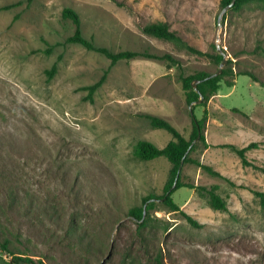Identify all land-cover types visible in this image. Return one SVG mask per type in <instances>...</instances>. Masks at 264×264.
<instances>
[{
  "label": "rangeland",
  "instance_id": "rangeland-1",
  "mask_svg": "<svg viewBox=\"0 0 264 264\" xmlns=\"http://www.w3.org/2000/svg\"><path fill=\"white\" fill-rule=\"evenodd\" d=\"M117 1L124 6L0 0V264L14 256L33 264H264V209L254 194L264 192V4L230 9L218 24L221 0ZM64 8L78 14L82 35L97 46L160 58L118 62L89 95L85 87L110 62L64 42L74 29L61 18ZM153 22L198 53L144 33ZM222 59L220 90L187 104L181 77L214 74ZM191 113L206 118V145L196 142L190 158L220 176L189 162L180 181L217 186L226 210L182 187L172 211L160 199L168 161L132 156L140 140L161 149L172 139L143 114L189 139ZM226 145L247 148L250 165ZM149 195L153 208L138 227L127 212Z\"/></svg>",
  "mask_w": 264,
  "mask_h": 264
},
{
  "label": "trees",
  "instance_id": "trees-1",
  "mask_svg": "<svg viewBox=\"0 0 264 264\" xmlns=\"http://www.w3.org/2000/svg\"><path fill=\"white\" fill-rule=\"evenodd\" d=\"M33 0H25L26 4H30ZM117 6H124L122 3H119L117 0H111ZM231 0H221L220 6L221 8L226 7L229 5ZM252 2H259L264 4V0H236L235 4L231 9L239 10L242 6L252 3ZM22 4L21 1L10 4L7 6L2 7L1 9L7 10L17 5ZM61 18L63 20H68L72 23L74 29L73 33L65 39L66 44H76L83 47L87 51L98 53L104 56L106 59L109 60V67L107 70L104 71L101 78L91 86L85 87L89 91V95H91L94 91H96L105 81L106 76L109 72V69L116 65L118 62H128L134 60L136 58L141 57H148V58H157L151 56L147 53H140L135 51H119L113 52L110 49L97 46L92 38H85L81 32V22L79 19L78 14L71 8H64L61 12ZM142 31L148 35L161 38L176 44H179L183 47H186L188 50L198 53L191 47H188L186 43L177 35L176 32L170 30L169 26L165 23L161 22H153L146 24ZM170 60L168 56H166ZM217 60H219L217 58ZM56 71V65L54 64L50 71H48L49 76L52 75ZM225 75V71L222 74L214 75V74H205V73H198L193 76H186L181 77V84L183 91L185 92L186 102L189 105L197 103L200 97H202L203 103L207 101L211 96L215 95L221 87L222 78ZM242 75H248L247 73H242ZM250 76V75H248ZM251 77V76H250ZM196 83V86L193 87V84ZM227 86H231L228 83ZM143 118H145L150 127L158 130H164L168 132L172 139L163 147L157 148L150 142L140 140L136 142L132 149V156L139 161L142 162H149L154 159L163 157L165 158L168 163L170 164L169 169V178L164 186V193L160 197L161 200L165 202V204L172 210L178 211L179 207L174 203L172 199V194L179 188L185 187L189 189H196L198 192H202L204 196L208 200V204L212 209L215 210H226V203L225 201L217 194V186L207 187H195L189 184H183L180 181V172L181 167L183 164L186 163H193L200 167L203 170L210 172L212 175L220 176L218 172L213 171L211 168L201 165L199 162L195 161L194 159L190 158V154L195 150L196 142H201L206 145L205 143V126H206V118L203 116L200 119H197L195 115L191 114V123H192V131L189 136V139L184 138L167 120L150 115V114H143ZM227 148L231 149L241 160L243 166L250 165L247 158H246V151L247 148H236L233 145H226ZM261 173L264 175V165L260 168ZM177 178V179H176ZM176 180L174 188H172L174 181ZM255 196H257L260 200L261 206L264 209V192H254ZM145 206V208H144ZM153 208V199L152 196H147L142 199V207H134L131 208L127 214L130 218L137 222V226L141 227L145 225V219L143 215V211H148ZM187 222L194 227H199L200 225L193 220L191 217L184 215ZM5 243L2 244V248L7 250L5 244L8 243L7 240L4 241ZM28 263L33 264V261L29 258H21L14 256V263L13 264H22Z\"/></svg>",
  "mask_w": 264,
  "mask_h": 264
},
{
  "label": "water",
  "instance_id": "water-1",
  "mask_svg": "<svg viewBox=\"0 0 264 264\" xmlns=\"http://www.w3.org/2000/svg\"><path fill=\"white\" fill-rule=\"evenodd\" d=\"M235 1H236V0H231V2L229 3V5H227L226 7H224V8L222 9L220 15L218 16V24L220 23V20H221V18L223 17V15H224L228 10H230V9L233 7V5L235 4ZM217 49H218L217 51L219 52V51H220V50H219L220 48L217 47ZM225 64H226V60H225V59H222V61H221V63H220V67H219L218 71H217L216 73H214V75H219V74L221 73V71H222V67H223ZM195 86H196V83L193 84V87H195ZM201 100H202V97L199 98V100L197 101V103H199ZM191 114H192V113H191ZM176 179H177V178H176ZM175 183H176V180L174 181V184H173L172 188H174ZM144 208H145V206H144ZM144 214H145V211H143V215H144ZM22 264H28V263H22Z\"/></svg>",
  "mask_w": 264,
  "mask_h": 264
}]
</instances>
